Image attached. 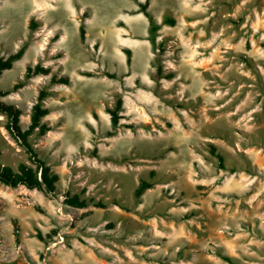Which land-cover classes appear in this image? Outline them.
Here are the masks:
<instances>
[{
    "label": "rangeland",
    "instance_id": "rangeland-1",
    "mask_svg": "<svg viewBox=\"0 0 264 264\" xmlns=\"http://www.w3.org/2000/svg\"><path fill=\"white\" fill-rule=\"evenodd\" d=\"M145 2L0 0V55L27 45L0 89L52 68L2 99L27 129L50 91L30 140L59 175L54 192L0 182V264H264V0H150L155 31ZM7 124L0 162L33 165Z\"/></svg>",
    "mask_w": 264,
    "mask_h": 264
},
{
    "label": "trees",
    "instance_id": "trees-1",
    "mask_svg": "<svg viewBox=\"0 0 264 264\" xmlns=\"http://www.w3.org/2000/svg\"><path fill=\"white\" fill-rule=\"evenodd\" d=\"M150 0H146L144 4L141 5V12L144 13L150 19L152 25V31L157 30V25L155 24L154 18L151 13L148 11ZM166 22L174 23L172 18H166ZM35 22H32L31 30L35 29ZM81 38L85 40V28L84 25L80 27ZM27 49V45L24 44L18 51L10 54L7 57L0 55V74L7 69H11L14 63L20 60ZM126 53L129 56V60L131 58V51L126 49ZM247 60V59H245ZM52 68L49 66H42L41 64H37L35 66H28L25 74L24 81L22 80L20 83L16 84L12 89L1 90L0 89V112L4 113L8 117L7 128L13 137L20 142V144L26 149L29 154V159L32 161V164L27 162H21L17 170L9 165H4L0 162V182L10 186L12 188H16L20 185L26 186L29 189H47L50 192H54L56 190L57 182L59 180V175L55 173L52 167L47 164V162L41 158L35 149L34 145L30 140V136L38 131L41 135L46 134L50 127L44 122V118L50 113V109L45 106L46 98L51 94L47 88H42L39 92L37 101L34 103L32 107L31 113V122L27 129H24L21 124V117L23 114V110L16 104L8 103L2 99L9 95L12 91L24 86L26 80L38 75V74H50ZM159 75H163V68L159 66L158 68ZM172 77L173 74L168 75ZM71 79L69 76H60L54 74L51 80L52 84L55 83H64L69 84ZM123 98L119 97L116 103L115 108L109 109L108 112L111 115V122L114 128H117L120 125L121 120V111L123 109ZM212 152L219 159L221 164L223 163L224 157L222 153L217 152L216 147L212 146ZM152 187V184L146 180H142L139 186L136 189V197L139 199L142 194L148 189ZM67 202L72 206L77 207H86L87 203L85 200H80L78 195H74L72 197H68ZM220 256L228 261H232V259L224 254H220Z\"/></svg>",
    "mask_w": 264,
    "mask_h": 264
}]
</instances>
